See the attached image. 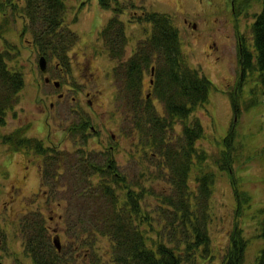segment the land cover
Returning a JSON list of instances; mask_svg holds the SVG:
<instances>
[{"label": "trees", "instance_id": "trees-1", "mask_svg": "<svg viewBox=\"0 0 264 264\" xmlns=\"http://www.w3.org/2000/svg\"><path fill=\"white\" fill-rule=\"evenodd\" d=\"M65 2L23 0L22 7L14 5L13 9L25 19L22 34H30L32 46L39 55L46 60L56 57L61 66L68 68V53L78 41V36L66 24ZM98 5L103 9L113 7L114 15L99 31L97 39L107 57L115 63L112 77L118 84L117 102L120 106L124 104L119 108L125 111L127 122L131 123L126 128L133 138H139L141 146L150 148V163L154 164L152 169L157 173L155 178L164 181L169 188L163 187V192L158 194L153 184L143 183L142 177L145 181L152 178L144 171L150 168H139L137 174L129 177L127 172L117 168L110 151L80 148L73 159L56 148H45L41 140L18 133L17 148L26 152L33 150L43 157L41 175L47 176L44 169L47 157L49 162L46 166L51 161L59 162L56 176L63 174L66 177L74 200L81 201L79 207L89 211L84 216L73 217V242L66 247L72 249L69 256L63 251L62 243L61 251H57L52 240L45 236L43 218L21 219L19 231L26 238L25 250L32 264H99L96 257L86 263L79 262L75 250L86 247L91 253L96 238L104 236L110 241L107 264H197L199 256H211L208 225L212 219L215 174L214 168L208 164V154L196 144L203 137L204 129L200 120L192 115L196 108L208 101L212 82L188 64L181 48L179 31L169 15L145 13L143 20L151 27L150 35L137 43L131 57L124 59L127 35L119 18L123 6L117 0H98ZM250 31L252 45H240L243 47L238 56L243 74L233 93L229 94L237 115L242 111L238 91L243 86L244 74L247 79L251 75L256 81L255 88H250L252 96L242 101L244 107H255L258 93L264 96V0ZM9 58L6 51H0V127L5 123L8 111L18 103V95L24 85L22 73L8 67ZM145 74L152 81L149 97L142 92ZM153 99L162 105L161 111ZM176 122L182 124L179 131L174 129ZM80 129L76 128V132L71 130V133L84 136L85 144V130ZM236 134L232 125L221 138V148L215 159L217 169L228 172L235 198V223L228 235L222 264H246L247 240L238 220L250 207L251 196L238 187L234 174V156L238 148ZM10 141L12 138L5 136L4 143ZM47 151L50 154L45 155ZM259 156L264 158V148ZM61 160H64V168L60 167ZM135 162L140 163L139 160ZM195 170L197 174L192 188L189 179ZM146 196L157 198V218L143 206ZM258 213V236L264 239V207L258 208ZM252 264H264L263 246L257 250Z\"/></svg>", "mask_w": 264, "mask_h": 264}, {"label": "rangeland", "instance_id": "rangeland-1", "mask_svg": "<svg viewBox=\"0 0 264 264\" xmlns=\"http://www.w3.org/2000/svg\"><path fill=\"white\" fill-rule=\"evenodd\" d=\"M117 1L123 6L119 18L124 23L127 35L124 59L132 56L137 43L145 40L151 30L150 25L143 20L145 13H164L171 17L173 25L179 31L181 48L188 64L207 77L213 85L208 101L196 108L192 115L193 118L197 117L200 120L204 129L203 137L196 144L208 154V164L214 168L215 174L211 198L212 219L208 225L211 256H199L197 264H222L223 253L228 245V235L235 223V198L230 176L228 172L218 170L215 164L217 151L221 148L220 140L232 125L237 131L238 145L234 156V174L238 187L251 196L250 207L239 218L238 224L247 240L245 263H254L257 250L260 246L264 247V239L258 236L257 228L260 220L257 210L264 207V158L259 156L261 149L264 148V96L258 93L256 98L258 104L255 107H244L242 101L252 96L250 88L256 84L251 75L247 79L248 76L245 74L241 80L244 81L243 86L238 91L239 107L242 110L238 115L232 108L229 94L233 93L243 74L238 57L243 47L240 45L247 47L252 45L250 25L261 10L262 0ZM65 3L66 24L78 36V41L68 54L76 49H85L91 55L95 48V53L100 54L98 57L102 62L100 68L109 73L111 85L106 92L104 91L105 97L107 93V98H104L105 105L93 107L92 113L88 112V108L80 109V113L74 111L78 105L76 103L70 105L68 102L72 94L66 89L68 85L59 89L66 93L67 98L60 100L56 107H51L47 95L54 93L55 89L52 83L46 84L43 81V76L47 77L48 73H42L39 69L38 59L41 55H37L31 45L30 34L21 35L26 22L21 13L13 9L14 5L17 8L22 7L23 0H0V51L8 53L10 57L7 61L8 67L21 72L24 79L18 103L8 111L5 123L0 127V264L33 263L25 250L26 238L19 231L21 219L43 218L45 236L51 240L55 235L53 231L56 232L57 229L63 251L69 256L72 249L66 247L73 242L75 229L73 217L89 213L79 207L81 201L72 197L66 177L63 174L56 176V165L59 162L51 161L50 165L46 166L49 162L47 157L44 167L47 176H42L43 157L33 150L26 153L17 148L15 142L18 133L27 138L41 140L45 148H56L73 159L80 148L103 150L104 147L113 145L115 148L112 158L118 169L132 177L133 173H138L139 168L142 170L150 168L144 171L153 179L145 181L142 177L143 183L153 184L155 186L153 189L158 194L163 192L161 191L163 187L169 188L164 181L155 178L157 173L154 168L152 169L154 164L150 163V148L141 146L139 138H133L126 128V125L131 123L127 122L128 116L125 111L119 108L124 107V104L120 106L117 102L118 84L112 77L115 63L107 57L100 47L101 42L97 39L99 31L114 15L113 7L103 9L98 5V0H66ZM112 4L115 6V2ZM134 11L136 14L132 16ZM129 18L132 23L128 22ZM75 60L80 63L82 57L80 59L76 57ZM47 71L53 75V66L48 67ZM72 74L73 86H82L84 80L75 62H72ZM54 79L61 83L66 82L64 78ZM100 80L104 81L101 71L99 87ZM142 92L149 97L151 79L148 74L143 77ZM153 102L161 111L162 105L155 99ZM80 116L88 120L89 125L98 131L94 132L88 128L85 132L87 140L85 144L84 136L71 133L69 130L73 121L79 120ZM181 127V122L174 124L176 131ZM111 133L115 134L116 142L109 139ZM169 133L173 134L171 130ZM7 135L12 141L4 143ZM47 154L50 152H45V155ZM137 160L140 162L139 165L135 162ZM60 167H65L64 160H61ZM196 174L197 170L192 171L189 179L192 188L195 186ZM157 202V198L152 196H146L142 201L143 206L154 218L158 217ZM89 251L86 247L76 249L78 261L86 263L96 257V263L100 261L99 264H107L110 241L107 237L100 236L93 244V252Z\"/></svg>", "mask_w": 264, "mask_h": 264}, {"label": "flooded vegetation", "instance_id": "flooded-vegetation-1", "mask_svg": "<svg viewBox=\"0 0 264 264\" xmlns=\"http://www.w3.org/2000/svg\"><path fill=\"white\" fill-rule=\"evenodd\" d=\"M132 5L134 6V4H132ZM130 9L131 8L128 9L129 13H130ZM135 14L136 13L134 11L132 16ZM128 22L132 23V20H130V18H129ZM21 35H23V34H21ZM94 49L95 48H93V52H91V55L85 49L73 50L71 54H68V57H69L68 68H64L63 66H61L60 62L56 59V57H54L52 59V62L50 60H47L46 72L48 73V76L47 77L43 76V81H45L46 84L52 83V85L55 89L54 93L47 95V99L50 100V106L51 107H56V104H58V102L60 100L67 98L66 93L59 90L60 87H62L64 85L65 86L68 85L66 87V89H67V91H71V93H72L69 96V100H68L70 105H72V103H76L78 105V107L74 108V111L77 113H80V109H84V108H88V110H89L88 112L92 113V112H94V110H92L93 107H102L105 105L104 98H107V93H106V97H105V92H106V89L110 87V85H111L110 81L111 80H110L109 73L100 68L102 66V62H100V59H98V57H100V54L95 53ZM70 51H69V53H70ZM36 52H37V55H39V52L38 51H36ZM76 57H78L79 59H80V57H82V60L80 63H78V61L75 60ZM72 62H75V64L78 65L79 73L82 74V78L84 80L82 86L74 87L73 86L74 83L71 82V77H73ZM92 64H94L95 67H93ZM50 66L51 67L53 66V75H51L47 71L48 67L50 68ZM99 71L102 72V77L104 80V81L100 80L101 87H99L100 85L98 83ZM54 77L55 78H57V77L64 78V79H66V82L61 83V81L60 82L57 81L56 79H54ZM72 81H74V80L72 79ZM56 82H58L57 86H56ZM84 106H86V107H84ZM70 108H72V107H70ZM78 108H79V110H78ZM76 128H79V130H81L80 128L84 129L85 131H83V133H84L83 135H86L85 132L88 131V128L91 131L98 132L95 130V128L93 126L89 125V121L86 120L82 116L79 117V120L73 121V125L69 128V130H70V132H71V130H74V132H76L75 131ZM109 139L113 142H116L115 134L111 133ZM98 141L100 142V139ZM107 142H108V140H107ZM114 148H115V146L111 145L108 148L104 147L103 151H110L111 155L113 156ZM94 149L97 150L96 148H94ZM41 168H42V165H41ZM41 171H42V169H41Z\"/></svg>", "mask_w": 264, "mask_h": 264}, {"label": "water", "instance_id": "water-1", "mask_svg": "<svg viewBox=\"0 0 264 264\" xmlns=\"http://www.w3.org/2000/svg\"><path fill=\"white\" fill-rule=\"evenodd\" d=\"M38 65H39V69L41 70V72H46V59H45L44 56H40L39 57ZM152 74H153V68H151V75ZM57 85H58V82H56V86ZM52 242H53V245H54L55 249H57V251H61L62 245H61V242H60V237H59V235L57 233H56L55 236H53Z\"/></svg>", "mask_w": 264, "mask_h": 264}]
</instances>
